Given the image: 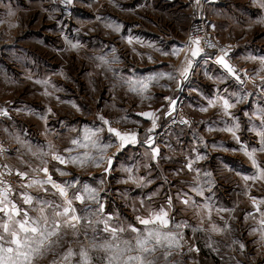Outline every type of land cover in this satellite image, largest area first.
<instances>
[{
	"label": "rangeland",
	"instance_id": "374dc122",
	"mask_svg": "<svg viewBox=\"0 0 264 264\" xmlns=\"http://www.w3.org/2000/svg\"><path fill=\"white\" fill-rule=\"evenodd\" d=\"M192 1L184 0L185 10L180 17L183 23L188 18L186 12L191 15ZM208 2L210 0L206 4ZM220 2L228 6L227 18L232 26L230 29H223L228 34L216 38L223 48H227V43L236 44L239 52L236 59L238 64L256 78L254 82L262 90L264 86L261 85L260 76H264V72L256 75V70L260 68L259 60L246 58L264 57V8L260 7L259 0ZM152 3V0H140L137 9H130L128 0H72L71 4L65 3V0H41L39 15L36 11H26L20 24L26 37L20 39L23 41L19 43L27 46L30 52H0V113L2 114L1 109L7 107L5 100L9 99L10 108L9 122H6L4 115L5 119L0 125L4 141L10 144L9 141H15L16 136L22 138L23 131L30 130V124L39 122V140L49 139L53 146L54 136L57 153L63 155L66 145L72 139L84 136L86 129L94 128L93 123L98 121L100 127L99 117L110 121L113 128L120 126L121 131L130 127L129 119L117 118V104H113V96H116L121 107L128 105L134 92L129 90L126 83L129 36L126 34L119 39L114 38L118 31L109 25L118 24L124 35L129 30V22L135 16L155 12L151 9ZM1 27L0 21V30ZM13 28H17L16 23H10L9 38L0 33V44L9 40L12 45H16V36H12ZM72 44H77L78 47L72 48ZM245 55L247 56L242 57ZM101 57L108 63H102ZM113 57L116 58L115 61ZM45 80L49 81L47 87L37 83ZM132 100L134 102V98ZM73 104L77 107H73ZM42 116L47 119H41ZM257 117L261 120L260 114ZM85 121L89 122L82 125ZM49 126L50 134L46 131ZM12 127H15V133H7V129L12 130ZM18 127L21 135L16 132ZM104 127L103 142L112 145L104 153L105 168L108 157L114 153L118 157V162L115 161V166L110 171L111 178L105 185L106 196L110 197L107 200L111 202L106 207L105 216H112L114 226L134 225L143 230L144 226L139 224L136 217L148 218L149 211H154L158 206L165 207L167 203L171 209L168 213L170 228L176 230V224L189 225L179 229L184 234L182 247L172 250L167 264L170 259L174 264H264V241L261 240L260 232L262 216L253 205L255 198L261 212H264V204H260L264 200V179L247 182L243 179L244 175L256 173L251 161L244 154L245 147L249 151L257 148L255 158L264 166V151H259L260 137L257 134L261 127L254 133L248 131L249 133L237 135L239 140L233 135H216L215 146L202 138L201 155L205 159L198 160L199 168L192 167L191 171L187 168L186 158L183 164L179 159L181 156L175 153L166 154L162 160L153 163L147 150L143 148H128L118 152V140L107 132V126ZM52 130H56V135L52 134ZM34 135L33 137L38 138L36 133ZM210 145L211 151L206 147ZM45 146L47 148L48 145ZM8 161L15 179L17 169L12 156ZM100 167L102 166L88 164L87 167L83 165L80 170L78 165L69 162L64 168L60 167L59 162L51 164V170L56 169L58 177L75 172L96 174ZM57 169L67 174L61 175ZM205 172L211 173V176L205 177ZM196 173L200 175L199 182L193 180H196ZM142 177L152 182L143 187L138 186L134 181ZM196 185L203 186L204 196H197L192 191ZM98 186L100 189V185ZM142 191H146L145 197L135 198L130 194H140ZM112 196H115L113 201ZM205 197L211 198L209 202L213 207L210 213L183 203L186 198H190L203 204ZM19 201L17 200L18 204L24 207ZM213 226L222 231H214ZM193 228L201 230L194 232ZM124 235L125 238H131L135 234L129 231ZM234 240L238 242L233 243ZM79 241L83 242L84 237H79ZM240 243L245 245L243 250L240 249ZM69 246L77 251L81 246L71 234L64 249L57 250L59 254L50 253L41 258L38 264H52L54 260H59V256ZM190 248H197L199 251H189ZM155 256L158 258L157 264H165L163 250H158Z\"/></svg>",
	"mask_w": 264,
	"mask_h": 264
},
{
	"label": "crops",
	"instance_id": "0c3cea01",
	"mask_svg": "<svg viewBox=\"0 0 264 264\" xmlns=\"http://www.w3.org/2000/svg\"><path fill=\"white\" fill-rule=\"evenodd\" d=\"M152 1L154 3H152L150 6L151 9L155 11L154 13H147L144 16H135V18L129 22L128 32L122 35V32L118 30L117 35L114 36V38L119 39L121 36L128 34L132 41L129 43V48L127 50V81H136L140 78L148 76L153 72H171L175 79L169 80L167 77H165L160 79L158 82H153L144 95H140L137 92H132V96H130L131 99L128 105H124V107H121L116 96H113V104H117L115 109L118 110L119 113L117 118L124 117L129 119L131 122V126L124 128L123 131L120 130V126L117 129L122 133H138V140L140 141V143L136 145H129L119 152L126 151L128 148H143L147 150L148 156L151 158V150L146 145L145 135L147 130L152 127V123L151 120L145 119L143 116H139L137 114L141 112H154L158 119L157 127L152 135L154 137L155 146L160 149V158H158V160H162V157L166 154L170 155L175 153L178 156H181L179 159L183 161V164L184 158H186L187 164L191 161L192 167L199 168L198 166L200 165L199 162L196 161V156L198 154L201 155L202 138L208 144L214 143L215 146L216 140L214 136L232 135L231 133L221 129L232 127L234 124L238 123L239 128L235 129V131L236 135H241L242 133H249L248 131L254 133L261 127V120H258L257 116L260 114L259 110L264 109V90H260L258 84L257 89H254L250 86V84L254 82L256 78L250 76L246 70L243 69L240 64H238L236 59L239 52L236 44L232 45L231 43H227V48L225 49L229 51V62L234 68L237 69L243 84H239L234 78L228 77L227 73L224 72L221 66L215 63L216 57L221 55V52L217 54H212L209 52L201 53L199 57L193 60V69L190 71L189 79L186 81H181L178 70L182 67L185 55L188 54L190 56V51L185 48V42L188 27L191 22V15L185 11L188 18L186 19L185 23L181 22L180 17H182L185 10L184 5H186L184 4V0ZM138 2H140V0H128L129 8L137 9ZM40 8L41 0H0V21L2 26L0 30L1 35L9 38L10 23H12V25H15L16 23L17 25L16 29H12V33H14L12 36H16V45H12V42L5 40L4 44H0V52L2 54L12 52L13 50H16L20 53L25 51L30 52L27 50L29 49L27 46L19 43V41H23L20 39H24L26 37V35L23 34L24 31L20 29V24L26 11H30V13H34L36 11L39 15ZM204 10L209 21V31L216 37H223L228 34L223 31L224 28L230 29L232 26V22L227 18L229 8L226 6V3H222L220 0H210L208 4H205ZM213 25L215 27H213ZM173 48L178 49L177 55L173 56L161 54L160 50L170 53ZM246 56L247 55L242 57ZM239 59L242 61L241 57ZM245 73H247V75H245ZM181 82L183 84V88L182 90H178V84ZM194 89L198 91H194ZM225 89L227 91H225ZM217 93L225 96L226 98L229 96L231 97L230 102L234 104V107L230 109L232 114L231 118L223 115V109L219 103L215 107H208L206 112H201L199 110L201 106L207 107L208 99H214ZM234 93L243 96L244 99L237 103L236 96L232 95ZM129 95H131V93H129ZM164 97H173L177 100V104L180 103L182 105L189 124H186L183 128L165 129V125L174 111L171 112V115L167 114L169 112L168 101L165 100ZM132 98H134V102ZM5 103L7 104V107L1 109V111L2 114L7 112L6 122H9V99L5 100ZM88 122L89 121H85L82 123V125ZM93 124L94 128H99L98 121ZM101 124L102 122H100V127ZM38 125L39 122L37 124H30V127H28L30 130L27 131L25 129L23 134L20 128H17V134H22L21 140L24 141L23 144L17 143L16 140L9 141L14 148L12 160L16 166V169L21 172H27L29 174V179H31L33 176L44 178L42 171L34 172L33 170L42 169L43 167L47 166L53 179L58 183L78 179L80 184H78L77 187H81L83 184H88L91 187L96 188L99 192L100 203L104 205L105 215L106 207L111 203L107 200L110 199V197L106 196L105 185L111 178V174L110 172L108 175L104 174V162L101 163L100 166L102 167H100L96 174H93V172L91 174H88V172H85L84 174L82 172H75L64 177H58L56 169L51 170V164L57 163V161L53 160L52 158V152L57 153L55 142L56 139L53 136V149L52 152H49L48 147L46 148L45 145H49L50 140H39L41 129L40 127H37ZM83 128L84 126H82V130ZM10 129L12 130L7 129V133H10V131L15 133V127ZM46 131L48 134H50V126L47 127ZM35 133L38 135V138L33 137L35 136ZM52 134L56 135V130H52ZM103 135L104 131L101 133V136ZM83 137L84 136L81 135L79 139L83 140ZM26 145H30L31 150H29ZM206 147L209 151H211V145ZM39 149H43L44 152H47L48 154L45 156L35 154ZM66 149H72V151L69 152L66 151ZM85 151H89V149L77 147L70 141V144L68 146L66 145L65 150L62 151V156L71 157L77 154L82 155ZM213 151H215V149H213ZM116 155L113 160L112 168L115 166V161L118 159ZM153 163H156V161H153ZM59 165L60 167L64 168L67 167L68 163H59ZM76 165H78L80 170H82L83 166H80L79 164ZM85 166L87 167L88 164H85ZM195 177L196 180L195 178L193 180L199 182L200 175L196 173ZM27 182V180L21 181L20 177L18 176L15 177L13 183V195L16 202L17 200H20L19 194L24 191H27L34 196H46L48 199H55L57 202H60V197L58 194L53 197L52 192L54 190H52L50 186H45L49 188L48 193H45L38 186L31 189L20 187L22 183ZM98 185H100V189ZM70 192H75V189H70ZM130 194L135 198H141L146 196V191H142L140 194ZM111 200H115V196H112ZM19 203H22L23 205L22 200H20ZM90 206L93 209L98 208L97 204H91ZM152 206L154 205L152 204ZM75 207L80 209L84 207V205H80L78 202H75ZM159 207L163 208L168 213L171 212V209H169L167 203L165 204V207L158 206V208L154 209V211H159L161 209ZM80 237L82 238L83 236ZM169 264H174L172 259L169 260Z\"/></svg>",
	"mask_w": 264,
	"mask_h": 264
},
{
	"label": "snow or ice",
	"instance_id": "6c2138e0",
	"mask_svg": "<svg viewBox=\"0 0 264 264\" xmlns=\"http://www.w3.org/2000/svg\"><path fill=\"white\" fill-rule=\"evenodd\" d=\"M199 5L200 0H195ZM65 3L71 4L72 0H65ZM260 7L264 8V0H259ZM12 14V13H10ZM99 18V17H98ZM113 30L118 31L119 25H109ZM213 27H215L213 25ZM129 38V43H131ZM207 47H214L209 41H204ZM202 45V39L199 36H194L190 39L189 50L190 56L185 55L182 67L178 70L181 77V81L189 79L190 71L193 69V60L204 52ZM72 48L78 47L77 44H72ZM151 46V45H150ZM162 55H177L178 49L173 48L172 51L166 52L160 50ZM221 55L216 57L215 63L227 73V76L234 78L239 84H243L240 75L236 68L229 62L230 53L227 49H220ZM102 63H108L103 57L100 58ZM113 57V61H115ZM246 59L256 61L259 60L260 68L256 70V75L259 76L260 72H264V57L250 56ZM247 75V73H245ZM167 77L169 80L175 79L171 72H153L146 77L140 78L136 81H126L129 84L130 90L137 92L140 95H144L149 86L153 82H158L160 79ZM261 85L264 86V76H260ZM42 83L46 87L49 81H37ZM182 82L178 84V90H182ZM264 90V87H262ZM194 91H198L194 89ZM225 91H227L225 89ZM236 96V102L239 103L244 99L243 96L238 94H232ZM168 101L169 112L175 111L177 100L173 97H164ZM231 97H225L216 94L214 99H208V106L200 107L201 112H206L208 107H215L218 103L221 104L223 109V115L226 117H232L230 109L234 107V104L230 102ZM73 107H77L73 104ZM77 110H79L77 108ZM50 111V110H49ZM261 117V130L257 133L260 137L259 151H264V109H260ZM7 115V112L3 113ZM137 115L143 116L145 119L151 120L152 127L147 130L145 135V142L147 147L151 150V158L153 161H158L160 158V149L155 146V141L152 133L157 127L158 117L154 112H141ZM41 119H47L46 116H42ZM102 124L99 128L86 129L83 140L72 139L71 143L77 147H83L90 151H85L82 155L77 154L71 157H64L58 153L52 152L53 146L49 144L48 150L52 152L53 160L60 164H66L72 162L73 164H79L83 166L85 164H93L97 167L101 163L105 162L104 153L111 147V143H104L101 133L104 131V126H107V132L116 138L119 142L118 152L125 149L129 145H136L140 143L138 140V133L136 132H121L116 128L111 127L110 121L99 117ZM175 122V121H174ZM181 124H189L187 119H181ZM239 128V124L236 123L232 127L221 129L231 133L239 140L236 135L235 129ZM17 143L23 144L19 136L15 137ZM31 150L30 145H26ZM6 150L0 147V155H3ZM71 152L72 149H66ZM257 148H252L251 151L244 148V154L251 161L253 167L256 169V173L253 175H244V181H256L264 179V166L258 163L255 158ZM40 156H45L48 153L43 149H39L37 153ZM113 156L107 158V167L105 172H110L113 166ZM205 159L203 155H197L196 160ZM4 168L8 169L11 173V169L8 165H4ZM147 167V165H146ZM187 168L192 170V162L187 164ZM34 172H43L44 178L39 176H33L29 179L27 172H21L17 170L15 175L20 177L21 181L27 180V183H22L21 188L31 189L38 186L45 193L49 192L50 186L53 197L57 194L60 197V202L55 199H48L46 196H34L27 191L19 194V199L22 200L24 207H21L15 199H13V189L10 183L5 182L0 178V264H38V261L46 255L59 254L57 250H63L65 242L71 234L78 243H80L79 250L73 249L71 246L67 247L59 256V260H54L52 264H157V257L155 253L158 250H163V256L165 264H167L168 258L172 255L173 249H179L182 247L181 241L184 240V234L179 229L188 227L187 223L176 224L175 229L170 228V218L168 212L161 208L159 211H150L148 218H142L137 216L136 219L139 224L143 225V230L137 228L134 225L127 227L123 225H113L112 216L104 215V205L100 203L99 192L96 188L91 187L88 184H83L81 187H77L80 184L78 179L73 181H66L58 183L52 177L47 166L42 169H34ZM60 171L61 175L67 173ZM131 172V170H128ZM198 171V170H197ZM3 173H0L2 177ZM205 177H210L211 173L205 172ZM132 178V177H130ZM134 182L138 183V186H145L146 183H151V180L146 178H139ZM75 189V192H70V189ZM192 191L197 196H204V188L202 185L193 186ZM149 199H151L149 197ZM169 204H171V197ZM210 197H205V203L198 204L196 201L186 198L183 203L191 204L194 208L201 210L211 211L213 205L209 202ZM75 202H78L84 207L78 209L75 207ZM87 202V203H86ZM97 204L98 208L93 209L90 205ZM260 204H264V200L260 201ZM253 205L257 211L260 212L262 219L261 223V240L264 241V212H261L259 205L256 203V199L253 198ZM217 211H228V209H217ZM251 215V214H249ZM102 225V228L100 227ZM89 230H91V236H89ZM200 228H193L194 232L200 231ZM214 231H222V229L213 226ZM134 233L131 238H125V233ZM255 231V230H254ZM83 236L84 241L80 242L79 237ZM238 241H233L237 243ZM211 246V245H209ZM240 249L243 250L245 245L240 243ZM189 251H199L197 248H190ZM92 253H99L100 255L94 256Z\"/></svg>",
	"mask_w": 264,
	"mask_h": 264
},
{
	"label": "built area",
	"instance_id": "2783aa9c",
	"mask_svg": "<svg viewBox=\"0 0 264 264\" xmlns=\"http://www.w3.org/2000/svg\"><path fill=\"white\" fill-rule=\"evenodd\" d=\"M206 1L207 0H200L199 5L196 4L195 0L192 1L191 22L187 31L185 48L189 50L190 39L194 38V36H199L202 39L201 46L204 47V52L217 54L220 52V49L223 48V46L220 44L216 36H214L208 29L209 21L204 10ZM204 41L211 42L214 45V47H207L206 44L203 43ZM250 86L254 89H257L258 87L255 82H252ZM4 119L5 116L0 113V125L4 121ZM181 119H186V115L183 107L180 104H178L172 116L166 123L165 129L183 128L186 124L179 123ZM0 147L6 150L3 155H0V173H3L2 177L0 178H2L5 182L12 184L14 179L13 172L11 171V173H9L8 169L4 168L3 166L8 165L10 168L8 159L10 158V156H12L13 147L11 144L4 141V139L1 136V133H0Z\"/></svg>",
	"mask_w": 264,
	"mask_h": 264
},
{
	"label": "water",
	"instance_id": "95a60500",
	"mask_svg": "<svg viewBox=\"0 0 264 264\" xmlns=\"http://www.w3.org/2000/svg\"><path fill=\"white\" fill-rule=\"evenodd\" d=\"M106 167H107V166H106ZM104 174H105V175H108V174H109V172H107V173H106V172H105V170H104Z\"/></svg>",
	"mask_w": 264,
	"mask_h": 264
},
{
	"label": "bare ground",
	"instance_id": "6f19581e",
	"mask_svg": "<svg viewBox=\"0 0 264 264\" xmlns=\"http://www.w3.org/2000/svg\"><path fill=\"white\" fill-rule=\"evenodd\" d=\"M178 104H180V103H178ZM178 104H177V105H178ZM180 105H181V104H180ZM181 106H182V105H181ZM176 107H177V106H175V109H176Z\"/></svg>",
	"mask_w": 264,
	"mask_h": 264
}]
</instances>
